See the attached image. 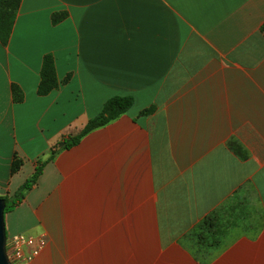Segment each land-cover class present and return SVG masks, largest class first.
<instances>
[{
  "label": "crops",
  "instance_id": "crops-1",
  "mask_svg": "<svg viewBox=\"0 0 264 264\" xmlns=\"http://www.w3.org/2000/svg\"><path fill=\"white\" fill-rule=\"evenodd\" d=\"M46 53L60 84L38 95ZM113 95L134 102L45 162L5 213L6 248L24 233L47 244L27 264H111L109 230L82 243L79 217L133 215L183 264H264V0H21L0 42V197Z\"/></svg>",
  "mask_w": 264,
  "mask_h": 264
},
{
  "label": "trees",
  "instance_id": "trees-1",
  "mask_svg": "<svg viewBox=\"0 0 264 264\" xmlns=\"http://www.w3.org/2000/svg\"><path fill=\"white\" fill-rule=\"evenodd\" d=\"M20 1L21 0H0V42L4 45L7 44L10 37ZM65 16V12L53 14L52 22L56 23ZM68 78L69 76L64 78L63 81H67ZM59 84L60 82L55 70L54 57L51 53H46L42 58L37 94L46 95L52 90L58 88ZM12 92L14 94V99H21L22 96L20 90L15 84L12 85ZM133 102L134 98L131 95H113L106 99L101 110L96 115L89 118L84 127L78 133L69 135L58 141L56 145L52 147L47 159L43 161L37 160L32 174L9 197H2L5 200L4 213L12 211L21 202L26 192L36 183L38 177L42 173L45 162L52 159L59 150L76 145L88 132L108 124L110 121L126 112L132 106ZM150 110L151 108L147 111ZM20 163L21 160L14 156L11 164V172H14L19 167ZM198 229L201 230V236L204 238L203 243L208 242V240L213 237L211 235H214L215 231L213 217H205L198 225ZM204 230L208 232V234H205L206 236H204Z\"/></svg>",
  "mask_w": 264,
  "mask_h": 264
},
{
  "label": "rangeland",
  "instance_id": "rangeland-1",
  "mask_svg": "<svg viewBox=\"0 0 264 264\" xmlns=\"http://www.w3.org/2000/svg\"><path fill=\"white\" fill-rule=\"evenodd\" d=\"M249 207V211L251 212V209L257 210L259 206L250 205ZM65 218L68 221L70 219H74V217ZM260 218L261 217H246L247 221L245 220L243 224L239 223L237 228L239 230H246L247 225L250 223V226L256 225L260 227L259 229H261L262 226L260 225ZM79 220V223L82 226L83 234L86 233L85 238L82 237V243L92 240L93 237L99 236L104 229L109 230L111 246L115 248L117 252L119 248L121 250V255L118 256L117 253L113 256L112 260L110 261L111 264H183L188 260V257L181 253L173 256L167 254H159L158 244L155 240L156 226L154 224V217H133V215H128V217H79ZM75 234V245L70 244V249L71 247H75L76 249L79 245L77 231L75 232ZM87 234L90 237L88 239ZM254 240H257V238H250V241ZM260 241L262 242L263 239H261ZM99 242L100 239H97L95 243ZM242 244H247V241H243ZM96 246H98V244H96ZM94 248L96 250L98 247ZM258 258L259 260H262L261 255H259ZM47 260L48 264H53V259L50 255L47 256ZM94 263L99 264L100 261L94 260Z\"/></svg>",
  "mask_w": 264,
  "mask_h": 264
},
{
  "label": "built area",
  "instance_id": "built-area-1",
  "mask_svg": "<svg viewBox=\"0 0 264 264\" xmlns=\"http://www.w3.org/2000/svg\"><path fill=\"white\" fill-rule=\"evenodd\" d=\"M46 241L43 237H33L24 233H18L11 237L7 245L8 257L12 264H26L31 258L45 245ZM25 246H31L29 253L24 252Z\"/></svg>",
  "mask_w": 264,
  "mask_h": 264
},
{
  "label": "water",
  "instance_id": "water-1",
  "mask_svg": "<svg viewBox=\"0 0 264 264\" xmlns=\"http://www.w3.org/2000/svg\"><path fill=\"white\" fill-rule=\"evenodd\" d=\"M5 200L0 197V264H12L6 248Z\"/></svg>",
  "mask_w": 264,
  "mask_h": 264
}]
</instances>
